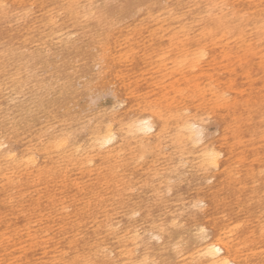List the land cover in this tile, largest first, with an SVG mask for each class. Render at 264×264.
<instances>
[{
  "label": "bare ground",
  "instance_id": "6f19581e",
  "mask_svg": "<svg viewBox=\"0 0 264 264\" xmlns=\"http://www.w3.org/2000/svg\"><path fill=\"white\" fill-rule=\"evenodd\" d=\"M166 1L0 0V264H264V0Z\"/></svg>",
  "mask_w": 264,
  "mask_h": 264
},
{
  "label": "rangeland",
  "instance_id": "374dc122",
  "mask_svg": "<svg viewBox=\"0 0 264 264\" xmlns=\"http://www.w3.org/2000/svg\"><path fill=\"white\" fill-rule=\"evenodd\" d=\"M195 2L202 3L203 0H187V1H184L185 4L183 6L185 8H182V11H185V12L193 11L195 9V6H193ZM172 5H173V0H167L166 1V7H171ZM196 23H197V25H196V27H194V31H197L199 29V23L198 22H196ZM130 24H131L130 22H127L125 26H129L131 28ZM40 73H41V75H45L46 74V70L42 69ZM254 84H255V87H257V88H259L261 86V83H260V81L258 79L255 80ZM100 97H102L101 101L99 100V98H97V99H95L97 101H95V102L91 101V104L94 102L92 105H96L99 102L107 103L108 101H110V97L108 95L106 97H104V96H100ZM122 108H123V106L120 107V109H122ZM204 125H205L206 128H204L205 129L203 131L204 134L202 135L203 136V141H208L210 139H216L217 137L220 136L221 125H220L218 120L209 117L205 121ZM10 149L13 152L19 151L20 150V143H18L17 145H13L12 147H10ZM189 193H190V191H186V193L183 196L187 197L189 195ZM171 196H172V193H171ZM151 243L155 244L156 242L152 241Z\"/></svg>",
  "mask_w": 264,
  "mask_h": 264
},
{
  "label": "snow or ice",
  "instance_id": "6c2138e0",
  "mask_svg": "<svg viewBox=\"0 0 264 264\" xmlns=\"http://www.w3.org/2000/svg\"><path fill=\"white\" fill-rule=\"evenodd\" d=\"M6 7H7L6 5L0 3V8H6ZM141 123H142V125H143L145 128L150 127V121L147 120V119L143 120ZM201 134H202V131H201ZM111 139H112V137L109 136V138L106 139V140L104 141V143H110V142H111ZM207 155H208V157L210 158V159H209V163H210L212 166H214V164H215L216 154H215V153H212V152H209V153H207ZM201 231H203V230H201ZM220 251H221L220 248H218V247H216V246H212V247L209 249V251H208L207 253H205V254H206V255H210V256H214L215 254H218ZM223 264H230V262L227 261V260H224V261H223Z\"/></svg>",
  "mask_w": 264,
  "mask_h": 264
}]
</instances>
